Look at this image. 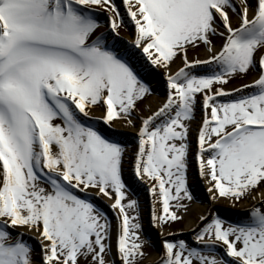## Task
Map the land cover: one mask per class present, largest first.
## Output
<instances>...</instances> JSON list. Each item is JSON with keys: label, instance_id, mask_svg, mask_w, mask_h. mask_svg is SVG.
<instances>
[{"label": "snow or ice", "instance_id": "1", "mask_svg": "<svg viewBox=\"0 0 264 264\" xmlns=\"http://www.w3.org/2000/svg\"><path fill=\"white\" fill-rule=\"evenodd\" d=\"M125 16L131 46L115 39ZM201 46L208 58L190 60ZM161 70L165 98L141 115ZM96 107L98 120L86 119ZM137 119L132 171L149 185L155 264H264V0H0V264H146L155 245L115 127ZM192 163L213 204L249 207L235 223L210 208L189 244L164 229L195 199ZM89 190L111 201L115 225ZM17 229L35 233L39 251Z\"/></svg>", "mask_w": 264, "mask_h": 264}, {"label": "rangeland", "instance_id": "2", "mask_svg": "<svg viewBox=\"0 0 264 264\" xmlns=\"http://www.w3.org/2000/svg\"><path fill=\"white\" fill-rule=\"evenodd\" d=\"M117 4L121 3V0H116ZM123 11V8H121ZM128 17L125 16V23L119 29V36L115 37V39L123 42L124 44L131 46L132 41L135 39V30L131 23L128 22ZM99 23L103 25L102 27L105 30H99L100 32L107 31V14L101 13L99 18ZM111 40V38H110ZM220 41L217 40L216 44L217 47L220 45ZM189 59H196L199 58L201 60L207 59L208 54L203 46L198 49H190L188 52ZM182 62L180 59L176 60V63L172 66L173 69L182 67ZM165 74L163 71H159L153 74V77L150 80L151 88L153 89V94L148 96L142 104L139 105V114L141 115H148L149 109L154 110L156 107L162 103L161 100L154 102L152 98L159 99L160 96L165 98L166 86H165ZM255 77V73H250L244 77H236L235 79L231 80V82L225 86L226 91H232L237 87H242L244 84L251 83ZM103 109L100 107L94 108L89 113V118L91 121H97L98 118L102 115ZM100 114V115H97ZM201 120V111L197 109L196 113V121L192 123L190 139L192 142V154L194 155L196 151V136H197V129L199 127V122ZM140 121L137 119L136 124L137 127H129L126 126L124 121H118L115 124L116 130L119 133L117 139L121 140L123 145L126 148V157L124 163V179L129 186V196L132 199H137L140 203L141 208V217H142V224L144 228V238L149 240L151 244H154L155 247L146 246L145 251L148 253L146 264H155L159 257V249L161 246V236L159 234V230L151 227V200L147 189V184L142 183L141 181L134 178V174L132 171L133 168V160L134 154L137 149V130ZM102 131H104L107 135H111V130L107 129L102 123L98 125ZM190 159H192V155H190ZM188 182L191 187V190L194 192L195 199L190 203L188 211L183 214L184 218L181 221L174 222L171 224L170 227L164 229L165 235L168 233H174L175 237H169V239H185L189 244L194 243V232L192 231L193 228L196 227L198 223V218L201 214H207L208 210L211 208L213 210L219 209L220 215L226 218L229 222H237L242 220L243 217L246 216V209L249 207L248 201H242L241 203L237 204L235 207H231V203L228 200H220L213 205H210L209 201V194L207 192L208 185L200 179L197 171V167L195 163H192L189 167L188 171ZM202 193V195H201ZM89 197L96 203L99 207H101L109 218L113 221L115 225V214L110 209L111 201L107 200L104 197H97L95 190H89L88 193ZM145 204L143 207L142 205ZM201 207H205L204 211H201ZM17 231H21L25 233V239L31 238V243L36 247L37 251H39V245L35 240V233L28 232L26 229H17ZM112 246L113 252H115L116 247V235L115 231H113L112 237ZM156 255L157 258L155 260H151V258ZM112 257H109L111 259ZM116 264H119V260L116 261Z\"/></svg>", "mask_w": 264, "mask_h": 264}, {"label": "bare ground", "instance_id": "3", "mask_svg": "<svg viewBox=\"0 0 264 264\" xmlns=\"http://www.w3.org/2000/svg\"><path fill=\"white\" fill-rule=\"evenodd\" d=\"M101 26H103V25H101ZM100 30L103 31V30H105V28H104V27H101ZM176 69H178V68H175V69H173V70L175 71ZM237 88H238V87H237ZM154 100H156V101H159V100L163 101L164 99H163L162 96H160L159 99H158V98L155 99V97H153V98H152V101L154 102ZM97 115H100V114H97ZM201 195H202V193H201ZM209 203H210V205H213V203H212L211 201H209ZM142 206L144 207L145 204H143ZM204 210H205V207H201V211H204ZM156 258H157V256L154 255V256L151 258V260H155Z\"/></svg>", "mask_w": 264, "mask_h": 264}]
</instances>
